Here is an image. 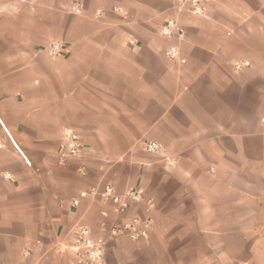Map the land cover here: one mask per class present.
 <instances>
[{"label": "crops", "instance_id": "obj_1", "mask_svg": "<svg viewBox=\"0 0 264 264\" xmlns=\"http://www.w3.org/2000/svg\"><path fill=\"white\" fill-rule=\"evenodd\" d=\"M203 9L0 0V264H73L76 227L98 237L135 218L151 219L147 238L106 239V264H246L257 192L242 180L264 168V0ZM168 20L181 38L161 36ZM51 44L64 53L49 56ZM171 47L183 62L168 59ZM64 129L83 150L61 163ZM107 185L142 191L152 208L129 201L115 214L100 198Z\"/></svg>", "mask_w": 264, "mask_h": 264}, {"label": "built area", "instance_id": "obj_2", "mask_svg": "<svg viewBox=\"0 0 264 264\" xmlns=\"http://www.w3.org/2000/svg\"><path fill=\"white\" fill-rule=\"evenodd\" d=\"M178 11H185L195 16H202L204 13L203 0H177ZM71 11L79 14L81 8L78 4H74L71 7ZM161 36L166 38H181L183 36V30L180 29L176 22L168 20L162 26L160 31ZM46 53L49 56H59L64 53V49L59 44H51ZM166 56L172 61L183 62L179 58L178 51L175 48H169L166 50ZM248 62L235 63V71H239L244 67H248ZM145 153L156 154L163 153V148L154 142H144L141 146ZM83 150V144L79 136L70 129H64L62 131L61 142L58 147L57 155L61 163H65L71 158L79 156ZM96 190H90L88 192H81L78 198L72 200L71 207L76 208L79 205L81 199L88 196H96ZM100 198L103 202L110 203L113 206V212L117 215L124 214L129 208V201L142 202L148 209L152 208L153 202L143 196L142 191L130 190L123 196L116 194L114 187L107 185L104 187L100 194ZM106 213H101V217L105 218ZM152 226L150 218L139 221L133 219L129 223L114 225L104 230V234L98 237H93L91 230L86 226L76 227L72 232V252H73V264H106L105 251H106V239L114 240L120 236L129 238L136 241L147 238L148 232ZM103 228V227H102Z\"/></svg>", "mask_w": 264, "mask_h": 264}, {"label": "rangeland", "instance_id": "obj_3", "mask_svg": "<svg viewBox=\"0 0 264 264\" xmlns=\"http://www.w3.org/2000/svg\"><path fill=\"white\" fill-rule=\"evenodd\" d=\"M251 172V178L242 180V185L245 181L251 183V194L255 200L251 204H257L256 214L251 211V216L248 219L249 226H242L245 235L242 242V262L246 264H264V168L256 166L254 168L246 167ZM246 169V170H247ZM252 172L255 174L253 175ZM255 192V193H253ZM261 193V194H260ZM253 213V214H252Z\"/></svg>", "mask_w": 264, "mask_h": 264}]
</instances>
